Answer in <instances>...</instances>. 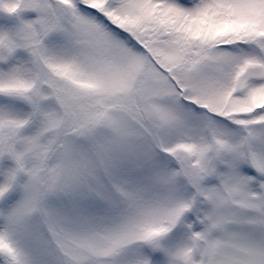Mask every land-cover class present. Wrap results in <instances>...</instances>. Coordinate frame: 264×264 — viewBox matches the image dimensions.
<instances>
[{
  "label": "rangeland",
  "instance_id": "374dc122",
  "mask_svg": "<svg viewBox=\"0 0 264 264\" xmlns=\"http://www.w3.org/2000/svg\"><path fill=\"white\" fill-rule=\"evenodd\" d=\"M105 2L0 0V264H264V0Z\"/></svg>",
  "mask_w": 264,
  "mask_h": 264
},
{
  "label": "trees",
  "instance_id": "16d2710c",
  "mask_svg": "<svg viewBox=\"0 0 264 264\" xmlns=\"http://www.w3.org/2000/svg\"><path fill=\"white\" fill-rule=\"evenodd\" d=\"M68 6L74 7L73 4H71V3H68ZM68 6H67V7H68ZM92 7H93V6H92ZM65 10H66V8H65ZM65 10H64V12H65ZM104 13H105V14H108V11L106 10V12H104Z\"/></svg>",
  "mask_w": 264,
  "mask_h": 264
}]
</instances>
